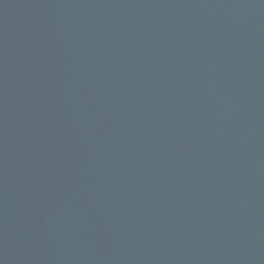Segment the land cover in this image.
I'll list each match as a JSON object with an SVG mask.
<instances>
[{"label": "water", "instance_id": "water-1", "mask_svg": "<svg viewBox=\"0 0 264 264\" xmlns=\"http://www.w3.org/2000/svg\"><path fill=\"white\" fill-rule=\"evenodd\" d=\"M0 264H264V0H0Z\"/></svg>", "mask_w": 264, "mask_h": 264}]
</instances>
